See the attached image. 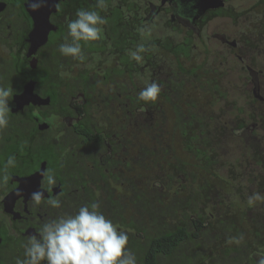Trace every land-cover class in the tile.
I'll return each instance as SVG.
<instances>
[{"label": "flooded vegetation", "instance_id": "1", "mask_svg": "<svg viewBox=\"0 0 264 264\" xmlns=\"http://www.w3.org/2000/svg\"><path fill=\"white\" fill-rule=\"evenodd\" d=\"M50 1L52 28L36 42L26 0L29 27L11 0H0V86L14 90L0 131V176L9 155L17 160L0 183V264L22 258L21 245L43 223L95 201L128 231L129 243L144 244V197L159 206V193L173 208V228L190 221L192 205L234 222L238 239L213 241L203 226L193 248H183L195 264L228 258L225 248L250 239V224L264 213V203L247 205L254 192L264 194V0H214L202 10L198 0H106L103 39L82 42L83 63L59 53L70 16H57L65 4L72 15L96 10V0ZM140 44L147 51L137 63L129 52ZM151 81L161 85L158 101H139ZM194 144L215 159L207 169ZM177 152L191 156L196 170ZM39 187L61 207L35 205L30 193ZM231 199L239 216L224 206ZM255 207L261 214L250 219ZM248 246L255 255L256 243Z\"/></svg>", "mask_w": 264, "mask_h": 264}, {"label": "clouds", "instance_id": "2", "mask_svg": "<svg viewBox=\"0 0 264 264\" xmlns=\"http://www.w3.org/2000/svg\"><path fill=\"white\" fill-rule=\"evenodd\" d=\"M49 3V0H26L27 7L32 12L38 11ZM219 4L218 2L216 3ZM96 9H78L75 19L67 22V35L59 44L58 51L64 57H71L83 63L86 60L82 45L103 39L106 17L99 10L107 7L106 0H96ZM140 31H144L141 29ZM147 49L143 44L130 50V58L137 63L143 61L142 53ZM13 89L0 86V131L6 129L10 121L11 108L9 102L13 98ZM162 91L156 81L147 82L137 95L139 101L155 103ZM17 160L15 155H9L3 162L4 173L0 183H6L9 176L6 170L14 168ZM45 176V172L39 173ZM49 186H55L56 179L47 174ZM20 190L17 189V194ZM30 199L35 205L42 202L52 208H60L61 201L56 197L47 196L40 187L30 193ZM264 203V194L254 192L247 198L249 207ZM238 243V241H237ZM129 233L123 227L114 223L101 210L98 201L86 203L74 214L59 215L43 223L36 233L29 236L23 248V257L17 256L15 264H138L136 254L128 247ZM257 264H264V254L258 252Z\"/></svg>", "mask_w": 264, "mask_h": 264}, {"label": "trees", "instance_id": "3", "mask_svg": "<svg viewBox=\"0 0 264 264\" xmlns=\"http://www.w3.org/2000/svg\"><path fill=\"white\" fill-rule=\"evenodd\" d=\"M11 1L15 7L18 8L20 16L19 20L29 27V23L31 21L29 20L26 13L24 14L22 11V0ZM63 15L70 16L69 20L75 19V15L71 14L68 4H65L63 8H59V16H57V19L63 18ZM192 148L200 150V148H198L195 144L192 145ZM199 150L195 151L194 153L196 154ZM199 153L201 154L202 161H204L205 169H207L211 166L215 159L212 156L205 154V151L200 150ZM200 154L197 156H200ZM193 176L196 177L197 175L193 173ZM203 193L204 192H202V194ZM162 195V193H159V195L156 197V200L157 202L160 201L162 204H164L163 200L160 199ZM151 202L152 201L150 200L149 196L144 197L143 229L144 232L148 233L144 244L134 242L132 244L129 243L128 245V247L136 254L138 264H179V262H181L180 264H185L186 262H188V264H195L194 260H189L187 258L185 252H183V248H185L187 245L189 246L196 239H198L202 233H205L201 231L203 226H207L205 228L206 232L214 233V235L209 236V239L213 241H219L220 243H222V240H230L232 237L238 239L239 236L242 235V232L236 227L234 222H230L229 225H227L226 221L220 220L216 218V216L211 215L212 213L209 209H207V212L204 210L203 213H199L198 208H196L194 205H192L190 209V221H182L178 225L179 227L173 228L169 224L168 220L170 219L169 217H171L174 213L173 208H169L166 204H164V206H162V204L158 206L157 204H152ZM261 208L264 209L263 206ZM135 214L136 210L134 207V212L132 217H130L129 225L135 226ZM146 217L150 218L148 223L146 222ZM262 217L264 218V213L262 216H260L262 222H260L261 220H254V223L249 222V224L251 223L250 239H245L241 243L235 244V246L229 244L225 248V257L229 256L228 262H235V264H256L258 258L256 254L258 252L264 254V219ZM122 219L124 218L122 217ZM204 223L206 225H204ZM213 224H215L217 227H214ZM251 241L255 242L257 245L254 248L256 251L255 255H251V252L249 251L248 244H250ZM192 248L193 247L191 246L190 249ZM253 256H255V258H253ZM247 257H250V259H247ZM179 259H181V261H178Z\"/></svg>", "mask_w": 264, "mask_h": 264}, {"label": "water", "instance_id": "4", "mask_svg": "<svg viewBox=\"0 0 264 264\" xmlns=\"http://www.w3.org/2000/svg\"><path fill=\"white\" fill-rule=\"evenodd\" d=\"M55 1V0H54ZM53 1V2H54ZM197 9L202 10L210 6H216L217 4H213L214 0H198ZM1 6L3 4H0ZM51 1L49 0V3L45 5L44 7H41L38 11L32 12L29 11V8L27 7V4H24L25 9L28 10L30 16H32L33 20V29H32V36L38 40L36 42H39V37L42 39H45L46 34L49 29L52 28L51 24L48 21V13H50L52 10H50L51 7Z\"/></svg>", "mask_w": 264, "mask_h": 264}, {"label": "rangeland", "instance_id": "5", "mask_svg": "<svg viewBox=\"0 0 264 264\" xmlns=\"http://www.w3.org/2000/svg\"><path fill=\"white\" fill-rule=\"evenodd\" d=\"M222 90V89H221ZM212 108H215L213 105H211V106H203L202 107V109H201V111H203V110H206V111H208V110H210V109H212ZM217 109V108H216ZM175 147L176 148H178V144H176L175 145ZM179 155H176V157L180 160V161H183V162H185L186 164H187V167L188 168H192V170H196L195 168H193V166H192V163L194 162V160H193V158L191 157V156H189L187 153H184V154H182V153H179V152H177ZM197 172L198 173H200L198 170H197ZM219 174L221 175V176H224V173L223 172H221V171H219ZM228 210H229V212H230V214H236L237 216H239L240 214H241V208H240V206H238L237 204H235L233 201H232V199L231 200H229V201H226L225 202V205H224ZM250 213H251V216H249V218L250 219H254V218H257L256 216H254V215H259V214H261V210H259V209H257L256 207L254 208V209H251L250 210ZM261 216V215H260ZM239 218V217H238ZM263 218V217H262ZM264 219V218H263ZM260 222H262V219L260 218ZM247 222L245 221V222H242V225H245ZM232 243L234 244V241L232 240ZM200 244L201 245H206V244H209V242L206 240V239H204V240H200ZM191 246H192V244L191 245H189V246H187V251L188 250H190V248H191ZM207 249H209V247H207ZM222 258V256H218L216 259H215V261H214V263L215 264H222V263H228V261H229V258H226V259H221Z\"/></svg>", "mask_w": 264, "mask_h": 264}]
</instances>
